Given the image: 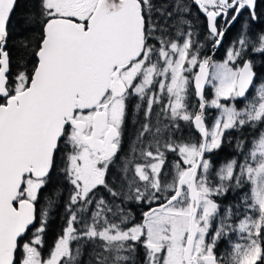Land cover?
I'll return each instance as SVG.
<instances>
[{
    "label": "snow or ice",
    "instance_id": "snow-or-ice-1",
    "mask_svg": "<svg viewBox=\"0 0 264 264\" xmlns=\"http://www.w3.org/2000/svg\"><path fill=\"white\" fill-rule=\"evenodd\" d=\"M0 264H264V0H0Z\"/></svg>",
    "mask_w": 264,
    "mask_h": 264
},
{
    "label": "trees",
    "instance_id": "trees-1",
    "mask_svg": "<svg viewBox=\"0 0 264 264\" xmlns=\"http://www.w3.org/2000/svg\"><path fill=\"white\" fill-rule=\"evenodd\" d=\"M57 231H59V225L58 224L54 226L53 232L49 236V243H51V240Z\"/></svg>",
    "mask_w": 264,
    "mask_h": 264
}]
</instances>
